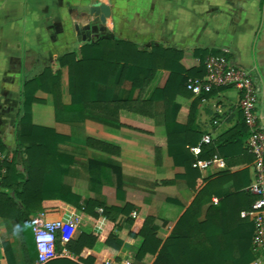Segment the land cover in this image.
<instances>
[{"label": "crops", "instance_id": "0c3cea01", "mask_svg": "<svg viewBox=\"0 0 264 264\" xmlns=\"http://www.w3.org/2000/svg\"><path fill=\"white\" fill-rule=\"evenodd\" d=\"M96 2H105L112 9L108 23L102 25V34L112 33L114 37L142 46L157 43L181 49L187 68L201 65L200 57L195 54L198 49L225 52L252 74L257 89V111L264 119V0H0V136L8 147L4 158L6 155L11 158L16 148L25 83L54 64L59 56L80 52L88 41L81 40L83 34L76 31L75 24H86L95 17L90 15V8ZM98 38L99 33L94 31L92 41ZM169 74L168 70H159L150 92L155 87H163ZM68 84V69L63 68L62 93L66 104L63 112L56 111L51 94L39 90L35 96L41 101L33 103L31 114L33 124L51 127L69 137L60 145L64 153L62 189H72L83 198H98L109 207L121 208L130 202L135 206L131 216L134 219L155 217L158 235L165 239L175 231L177 220L194 201L199 178L197 187H191L183 177L185 168L176 165L170 156L166 146L167 129L159 106L153 117L121 113L120 121L124 125L120 126L114 118L90 110H76L70 104ZM127 92L128 88H122L119 93L126 96ZM240 97L239 90L232 86L218 87L204 98L181 97L177 122L186 124L193 106L195 131L201 139L209 134L213 142L242 123ZM88 137L118 146L120 155L89 146ZM90 159L121 167L123 196L117 195L112 173L103 178V184L92 186L88 171ZM243 168L249 171L251 184L252 162L235 167L236 170ZM226 169L227 166L210 167L201 171V178L215 179ZM233 183L228 181L224 190H232ZM6 191L0 180V192ZM208 206L202 208L201 220L206 217ZM43 208L38 215L66 223L65 242L76 239L82 232L100 231L89 220L66 210L57 200L44 201ZM131 229L120 216L119 228L114 232L124 241L122 264L137 261L136 254L143 240L129 235ZM19 230L14 220L0 216V248L3 252L5 248L10 249L16 264H26ZM103 248L104 242L98 240L93 251L99 254ZM2 262L9 264L6 256ZM250 264H257L256 258Z\"/></svg>", "mask_w": 264, "mask_h": 264}, {"label": "trees", "instance_id": "16d2710c", "mask_svg": "<svg viewBox=\"0 0 264 264\" xmlns=\"http://www.w3.org/2000/svg\"><path fill=\"white\" fill-rule=\"evenodd\" d=\"M202 61L199 67L187 68L183 64L181 49L152 44L142 46L131 40L118 37H100L86 42L77 53L67 52L59 56L54 64L41 74L29 79L23 89L22 114L16 135V148L11 158L0 159V177L6 192H0V216L14 220L22 236L23 257L26 264H36L38 252L33 236L34 216L43 210V202L57 200L63 207L92 222L99 232H82L76 239L63 242L57 234L58 253L67 250L70 256L57 257L46 264H122L124 241L114 230L119 228L120 216L132 227L129 235L142 237L131 264H250L256 255L252 250L254 225L241 216L249 209L255 196L246 189L250 184L247 168L236 170L241 164L253 162V155L244 148L249 128L244 117L241 124L220 136L210 144L203 145L201 158L219 155L227 169L215 179H202L201 171L193 167L194 154L190 146L200 142L195 131L194 109L190 111L186 124L177 122L181 103L179 98L195 95L186 87L189 77H203L206 73L204 61L210 55H227L219 49H198L195 52ZM68 69V89L71 105L76 110H90L116 119L120 126L121 113L154 116L163 114L167 129L166 146L174 163L185 168L183 177L197 195L176 222V229L165 239L158 235V223L153 216L134 219L131 212L135 206L130 202L119 208L109 207L98 198L82 195L72 189L64 191L61 186V162L63 152L60 145L69 137L51 127L32 123V105L41 99L35 96L39 90L51 94L56 111L63 112L62 69ZM168 70L169 77L163 87L150 86L159 70ZM128 88L126 96L120 95ZM198 95L208 97L215 91ZM87 144L101 151L120 155V148L112 143L88 137ZM8 151L0 136V153ZM88 171L92 186L104 183L109 174L115 176L112 183L118 197L123 196L122 170L120 166L90 159ZM246 177V178H245ZM233 181V189L224 190V185ZM219 197L218 204L213 196ZM209 205L206 217L201 220L202 208ZM98 240L104 242L101 253L93 249ZM12 251L0 248V264L6 256L9 264H16Z\"/></svg>", "mask_w": 264, "mask_h": 264}, {"label": "built area", "instance_id": "2783aa9c", "mask_svg": "<svg viewBox=\"0 0 264 264\" xmlns=\"http://www.w3.org/2000/svg\"><path fill=\"white\" fill-rule=\"evenodd\" d=\"M204 64L205 75L189 77L186 82L188 90L200 95L212 91L215 87L232 86L241 94L240 108L249 128L246 147L254 157L252 162L254 177L248 190L255 196L252 206L242 210L241 216L253 222L252 250L256 255L257 264H264V119L257 111V89L250 71L232 61L227 55H210ZM211 142L212 137L205 134L198 144L190 146V151L195 156L193 167L200 171L214 166L226 167L225 160L219 155L200 157L203 145ZM3 158V154L0 153V159ZM213 201L218 204L219 199L214 197ZM66 226L62 219H49L44 214L34 216L32 230L38 252L36 264H46L57 257L70 256L67 250L64 249L60 254L56 249L57 234L60 233L63 240Z\"/></svg>", "mask_w": 264, "mask_h": 264}, {"label": "water", "instance_id": "95a60500", "mask_svg": "<svg viewBox=\"0 0 264 264\" xmlns=\"http://www.w3.org/2000/svg\"><path fill=\"white\" fill-rule=\"evenodd\" d=\"M111 6L105 2H96L90 8V15L95 16L96 21L100 20L102 24H107L111 17ZM75 29L79 34H83L82 41H92L93 33L98 32V26H92L90 22L87 24L76 23ZM102 37H114L112 33L103 35Z\"/></svg>", "mask_w": 264, "mask_h": 264}, {"label": "flooded vegetation", "instance_id": "af4514ba", "mask_svg": "<svg viewBox=\"0 0 264 264\" xmlns=\"http://www.w3.org/2000/svg\"><path fill=\"white\" fill-rule=\"evenodd\" d=\"M89 22L91 23L92 26H95V24H97V26H98V28H99V31H98V33H99V37H102L103 35H107V34H102V33H101V32H102V25H104V24H102V23L100 22V20L96 21V19H95V17H94V18L90 19ZM86 24H87V23H86ZM84 25H85V24H84ZM108 34H109V33H108Z\"/></svg>", "mask_w": 264, "mask_h": 264}]
</instances>
